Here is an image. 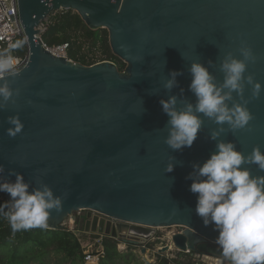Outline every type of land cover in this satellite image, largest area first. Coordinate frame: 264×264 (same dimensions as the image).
Wrapping results in <instances>:
<instances>
[{"label": "water", "instance_id": "95a60500", "mask_svg": "<svg viewBox=\"0 0 264 264\" xmlns=\"http://www.w3.org/2000/svg\"><path fill=\"white\" fill-rule=\"evenodd\" d=\"M16 5L28 61L5 77L19 90L15 103L0 110L5 178L14 181L8 176L14 169L32 186L42 181L62 198V210H52L47 228L87 210L84 233L142 245L143 253L157 228L178 226L182 230L171 236L176 251L228 264L215 244L217 233L195 213L196 195L186 179L192 164L215 150L207 137L218 126L198 114L203 126L192 146L172 150L164 142L168 117L159 100L176 95L195 104L188 87L191 62L208 67L220 84L221 61L228 52L239 56L241 40L257 57L245 75L264 85V0H16ZM68 9L90 29L107 30L111 52L125 64L122 71L111 61L83 65L43 47L37 26L51 12ZM171 70L183 74L169 92L163 80ZM244 96L254 116L249 128L226 131L220 139L235 141L247 155L256 145L264 151V92L252 99L246 86ZM17 114L24 129L13 138L6 133L7 117ZM169 162L175 165L170 173ZM244 166L264 175L255 165Z\"/></svg>", "mask_w": 264, "mask_h": 264}, {"label": "clouds", "instance_id": "9594fccd", "mask_svg": "<svg viewBox=\"0 0 264 264\" xmlns=\"http://www.w3.org/2000/svg\"><path fill=\"white\" fill-rule=\"evenodd\" d=\"M24 43L16 41L0 52V110L7 108L14 94L19 95V90H14L5 77L14 71L16 63L11 51ZM237 51L239 56L228 52L221 61L224 79L220 84L208 67L195 60L191 62L188 71L192 79L188 87L196 98L195 104L176 95L161 98L159 103L168 117L164 142L172 150L192 146L203 126L198 114L218 126L207 137L215 142V150L203 162L193 163L186 177L191 181L189 191L196 195L195 213L205 227L211 225L217 233L215 244L228 264H264V175H253L251 168L244 166L255 165L264 173V151L256 145L245 155L237 149L235 141L220 139L226 131L235 134L249 128L254 119L247 106L250 101L244 96L246 86L250 87L252 99H259L264 92V85L252 74L245 75L249 63L257 60L253 49L241 40ZM182 74L171 70L169 78L163 80V88L171 92L178 86L177 76ZM180 91L182 95L184 89ZM7 123L10 127L6 133L10 137H16L24 129L18 114L7 117ZM173 159L170 157V161ZM174 166L169 162L165 171L172 172ZM4 173L5 168L0 165V192L9 196L0 205V216L7 220L12 232L47 227L52 210H62V198L42 181L37 182L39 186H32L14 169L8 170L9 177L15 176L14 181L6 179Z\"/></svg>", "mask_w": 264, "mask_h": 264}, {"label": "trees", "instance_id": "16d2710c", "mask_svg": "<svg viewBox=\"0 0 264 264\" xmlns=\"http://www.w3.org/2000/svg\"><path fill=\"white\" fill-rule=\"evenodd\" d=\"M48 17L49 23L40 34L45 45L67 43V56L74 62L92 65L111 61L119 71L124 69L125 64L111 52L106 29H90L75 11L69 9L51 12ZM25 50L24 43L16 54ZM4 202L6 200L0 194V205ZM74 230L62 225L55 229L32 228L13 233L7 220L0 216V264H86L85 248ZM98 236L101 238L100 250L89 251L98 256L96 264H205L192 261L190 253L177 251L169 258L161 250L154 253L152 261H147L136 252L141 245ZM119 244L126 247L120 248ZM183 254L187 256L185 261L180 259Z\"/></svg>", "mask_w": 264, "mask_h": 264}, {"label": "built area", "instance_id": "2783aa9c", "mask_svg": "<svg viewBox=\"0 0 264 264\" xmlns=\"http://www.w3.org/2000/svg\"><path fill=\"white\" fill-rule=\"evenodd\" d=\"M49 23V19L43 20L37 27L40 30V34L46 29ZM40 34L38 36L40 37ZM41 39V37H40ZM24 41L25 37L23 34L22 27L17 17V5L16 0H0V52L4 51L9 47L10 44L15 43L16 41ZM44 48L57 56H62L68 60H71L67 56V43H61L57 45L47 46L42 42ZM26 46V44H25ZM18 49L11 51V55L16 58V63L14 65V71L12 73L19 72L28 61V49L24 53L16 54ZM11 74V73H9ZM8 75V74H7ZM101 238L94 240L90 245L100 244ZM100 250V249H99ZM98 250V251H99ZM90 250L85 249V261L94 262L95 264L98 261L97 255H91ZM205 256H199L198 260L201 262ZM213 264H219L215 259Z\"/></svg>", "mask_w": 264, "mask_h": 264}, {"label": "rangeland", "instance_id": "374dc122", "mask_svg": "<svg viewBox=\"0 0 264 264\" xmlns=\"http://www.w3.org/2000/svg\"><path fill=\"white\" fill-rule=\"evenodd\" d=\"M50 17H46L45 19H49ZM44 19V20H45ZM87 210H78L76 212L73 213L74 217H83L86 215ZM66 227L70 228V229H75L74 231L76 232V234L80 237L81 241H82V245L85 249H88L90 251H98L100 249L99 244L96 245H90L92 244V242L94 240L99 239L98 234H93V233H84L82 231V224H77L75 223L71 217H69L64 224ZM180 228H178V226H170V227H161V228H157L156 232L154 234V238L146 243H151L152 245L149 246L148 244H144L143 246L145 247V251L143 253H141V246H139L138 248H136V252L141 255L144 259H146L147 261H152L154 259V253L160 251L159 248L164 247V246H168L169 250L164 251L165 255L170 257L175 256L176 254V250L172 244L171 241V236L174 233L180 232ZM148 246V247H147ZM120 248H124L126 247L125 244H119ZM184 253H189V252H184ZM195 257V258H194ZM199 256H193L192 261H199L198 260ZM203 258V257H202ZM180 259L182 261L187 260V256L186 254H183L180 256ZM207 260L209 258H203V260ZM86 264H95L94 262H88L86 261Z\"/></svg>", "mask_w": 264, "mask_h": 264}, {"label": "flooded vegetation", "instance_id": "af4514ba", "mask_svg": "<svg viewBox=\"0 0 264 264\" xmlns=\"http://www.w3.org/2000/svg\"><path fill=\"white\" fill-rule=\"evenodd\" d=\"M84 220H85V216H83V217H75V220L74 221H76L77 222V224L79 223V224H82V227H83V222H84ZM179 228V227H178ZM83 229V228H82ZM180 230H182V229H180Z\"/></svg>", "mask_w": 264, "mask_h": 264}, {"label": "crops", "instance_id": "0c3cea01", "mask_svg": "<svg viewBox=\"0 0 264 264\" xmlns=\"http://www.w3.org/2000/svg\"><path fill=\"white\" fill-rule=\"evenodd\" d=\"M203 261L205 264H213L214 263V260H212V259H207V260L205 259Z\"/></svg>", "mask_w": 264, "mask_h": 264}]
</instances>
